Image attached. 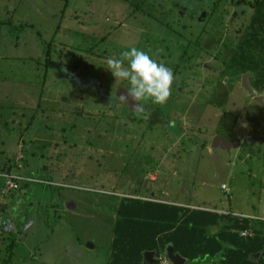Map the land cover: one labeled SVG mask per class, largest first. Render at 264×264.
<instances>
[{
	"label": "rangeland",
	"instance_id": "1",
	"mask_svg": "<svg viewBox=\"0 0 264 264\" xmlns=\"http://www.w3.org/2000/svg\"><path fill=\"white\" fill-rule=\"evenodd\" d=\"M18 1L0 0V264H106L121 197L220 210L264 234V106L241 86L247 75L264 97V33L250 37L248 6L36 0L26 18ZM130 47L174 72L166 104L137 113L118 98L128 82L106 61ZM44 127L65 129L57 148ZM215 136L240 147L211 149ZM18 163L31 181L7 193Z\"/></svg>",
	"mask_w": 264,
	"mask_h": 264
},
{
	"label": "trees",
	"instance_id": "2",
	"mask_svg": "<svg viewBox=\"0 0 264 264\" xmlns=\"http://www.w3.org/2000/svg\"><path fill=\"white\" fill-rule=\"evenodd\" d=\"M211 1L215 4L221 0ZM235 3L253 11L250 37L256 41L258 34L264 33V0ZM11 166L9 169L15 167ZM114 212L106 264H145L147 252H154L151 264H158L168 248L184 258V264H264V234L254 229L247 217L130 197H121ZM211 229L215 231L211 233ZM248 229L253 235L242 238L240 233Z\"/></svg>",
	"mask_w": 264,
	"mask_h": 264
},
{
	"label": "clouds",
	"instance_id": "3",
	"mask_svg": "<svg viewBox=\"0 0 264 264\" xmlns=\"http://www.w3.org/2000/svg\"><path fill=\"white\" fill-rule=\"evenodd\" d=\"M106 64L115 80L128 82L126 92L119 98L124 102L131 100L132 110L137 113L145 112L148 101L156 105L166 104L172 94L174 72L148 52L130 47L119 57H109Z\"/></svg>",
	"mask_w": 264,
	"mask_h": 264
},
{
	"label": "water",
	"instance_id": "4",
	"mask_svg": "<svg viewBox=\"0 0 264 264\" xmlns=\"http://www.w3.org/2000/svg\"><path fill=\"white\" fill-rule=\"evenodd\" d=\"M241 86L242 88L246 91V93L252 97V100L254 102V104L257 106H264V97L261 96H257L256 93L254 91L251 90V88L248 87L247 85V75H244L242 77V81H241ZM126 92V90H119L118 92V98L120 95L124 94ZM120 99V98H119ZM121 100V99H120ZM122 102H124L123 100H121ZM125 104L131 105L132 102L131 100H127L126 102H124ZM249 141H255V140H263L262 138H256L253 136H250L248 138ZM240 147V143L239 142H235V141H229L224 139L221 136H215L210 143V148L211 149H221V150H225V151H229L233 148H239ZM12 175L15 176H20L22 174V170L21 169H15L11 172ZM75 206L70 203L67 204V208H74ZM91 247V245H90ZM165 256L166 258L169 260L170 264H184L185 259L180 257L178 254H174L173 250L171 248H168L165 252ZM153 257H154V252H147L144 253L143 256V262L145 264H151L153 263Z\"/></svg>",
	"mask_w": 264,
	"mask_h": 264
},
{
	"label": "crops",
	"instance_id": "5",
	"mask_svg": "<svg viewBox=\"0 0 264 264\" xmlns=\"http://www.w3.org/2000/svg\"><path fill=\"white\" fill-rule=\"evenodd\" d=\"M36 0H21V1H18V2H16L13 6H12V12L15 14L16 13V11L17 10H20L21 11V17H25L24 16V13L26 12L27 13V17L26 18H28V14H29V12H31V11H33V10H37V7H36V5H34V6H32L33 4H35L36 2H35ZM24 19H17V21L18 22H24V23H26L25 21H23ZM0 22H5V20H0ZM28 23V26H27V28H29V29H31V28H33L34 27V25L31 23V22H27ZM30 25H31V27H30ZM4 25H0V27H3ZM26 28V29H27ZM21 32H24V30L23 31H21ZM43 105L45 106V107H50L51 105H52V101L51 100H44L43 102ZM27 107L26 108H28V109H32L33 110V106H30L29 104H25ZM3 109V106L0 104V110H2ZM1 117V116H0ZM57 117H59L60 118V116H57ZM23 118H25V117H23ZM60 120V119H59ZM59 120H57V121H59ZM26 122V121H25ZM22 123H20L19 125H21ZM27 127H29V128H31L32 126H27ZM33 128V127H32ZM43 130H45V132L47 133V135H45V136H47V139L50 141V145H52V146H55L56 148H57V146H58V143L60 142V140H62L63 141V134L65 133V129L63 128V127H60V129L58 130V131H55V130H52V129H50L49 127H44L43 128ZM40 133V131L39 130H35V133L34 134H39ZM67 138H68V135L66 136ZM22 139V138H21ZM61 141V142H62ZM22 143H23V141H22ZM22 147H23V145H22ZM17 160V159H16ZM15 165V167L14 168H11V169H9V170H15V169H21L22 170V173H24V169L22 168V166L23 165H21V164H14ZM28 167V166H27ZM22 175V174H21ZM154 198V197H153ZM145 199V198H144ZM155 199V198H154ZM168 203H171V202H168ZM173 204H177V203H175V202H173ZM217 212H220V213H223L222 211H220V210H218ZM215 231V229H211L210 230V232L211 233H213ZM169 261V260H168ZM185 263V262H184ZM169 264H170V262H169Z\"/></svg>",
	"mask_w": 264,
	"mask_h": 264
},
{
	"label": "built area",
	"instance_id": "6",
	"mask_svg": "<svg viewBox=\"0 0 264 264\" xmlns=\"http://www.w3.org/2000/svg\"><path fill=\"white\" fill-rule=\"evenodd\" d=\"M4 178V184H5V191L8 193L10 191H16L19 188L18 182H28L31 181L30 179L20 175V176H15L12 175L11 173H5L2 175ZM224 187V186H223ZM252 231L251 230H244L240 233V236L242 238H248L252 236ZM158 264H169L168 259L165 256H161L158 258Z\"/></svg>",
	"mask_w": 264,
	"mask_h": 264
},
{
	"label": "flooded vegetation",
	"instance_id": "7",
	"mask_svg": "<svg viewBox=\"0 0 264 264\" xmlns=\"http://www.w3.org/2000/svg\"><path fill=\"white\" fill-rule=\"evenodd\" d=\"M208 69H211V67H208ZM251 97V96H250ZM252 98V97H251ZM258 107H260V105L258 106ZM263 107V106H262ZM249 138V137H248Z\"/></svg>",
	"mask_w": 264,
	"mask_h": 264
}]
</instances>
